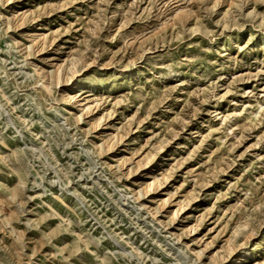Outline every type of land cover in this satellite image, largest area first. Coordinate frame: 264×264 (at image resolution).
I'll use <instances>...</instances> for the list:
<instances>
[{"label":"rangeland","instance_id":"obj_1","mask_svg":"<svg viewBox=\"0 0 264 264\" xmlns=\"http://www.w3.org/2000/svg\"><path fill=\"white\" fill-rule=\"evenodd\" d=\"M0 264H264V0H0Z\"/></svg>","mask_w":264,"mask_h":264}]
</instances>
